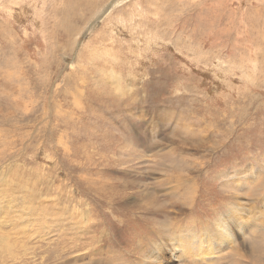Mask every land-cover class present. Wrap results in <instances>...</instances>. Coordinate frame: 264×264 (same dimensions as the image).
Listing matches in <instances>:
<instances>
[{
	"label": "rangeland",
	"instance_id": "1",
	"mask_svg": "<svg viewBox=\"0 0 264 264\" xmlns=\"http://www.w3.org/2000/svg\"><path fill=\"white\" fill-rule=\"evenodd\" d=\"M0 97V264H132L229 203L264 222V0H0Z\"/></svg>",
	"mask_w": 264,
	"mask_h": 264
},
{
	"label": "bare ground",
	"instance_id": "2",
	"mask_svg": "<svg viewBox=\"0 0 264 264\" xmlns=\"http://www.w3.org/2000/svg\"><path fill=\"white\" fill-rule=\"evenodd\" d=\"M5 76L7 77V79L12 78V74L10 73H6ZM3 78H4V75H3ZM1 97H6V96H1ZM7 112L9 113V111ZM27 117H28L27 115L24 116V118H27ZM171 175L174 178L171 177V178L166 179V182L168 185L172 186L173 182H175V184L171 187V189H169L170 192L179 191L181 193V191H184L185 189V190H189V191H186L189 194L191 191L193 192L196 191L195 188L192 190L193 188L192 186L195 185V183H192L191 180H188L187 176L185 177V179H183L184 177L182 178L180 175H178V173L174 171ZM169 176L170 175H168V177ZM235 177L236 176H234L233 178ZM173 179H175V181H173ZM217 179L219 180V175H217ZM242 181L245 182V185H246L245 188L241 189V191L243 192L242 194H244V196L245 194L251 195L250 193H253L259 197L261 196L259 192H256V193L254 192L252 186L248 185V182L246 181L245 178H243ZM224 185L226 187L223 186V190L224 192H226V194H228V190L230 191V193L232 191L236 192L234 188V180L232 178L225 179ZM123 188H125L126 190V187L122 186V189ZM97 189L98 188L95 189L96 192H97ZM262 196H264L263 193H262ZM188 198L192 204V198L190 197ZM3 199L4 198L0 197V203L3 206H9L11 203V199H8L5 201H3ZM224 199L234 200V197L232 196V193H231V194H228L227 197H225ZM236 203H229L228 206H225L224 210L226 212L223 215L220 213H216L215 214L216 218H210L213 223L204 221L203 225H200L198 224L200 220L197 218L189 219L186 226L181 224V221L177 220L176 218L172 219L169 222H165L163 220L158 221L157 223H155L154 230L152 231L151 234H149L150 235L149 237H147V234L139 236L142 238L136 241H132L133 245H130V248L132 249L131 252L128 251V253H126L123 249L124 253L122 254V253L116 252V256L121 259V258H124L125 256H129V254H134L137 257H134V259L131 260L132 264H264L263 262L264 260V222L258 223L260 222L258 221L259 219L257 218L258 214L255 215L256 213H254L252 216L249 212L251 209L245 212L244 207H242L243 203L242 204L238 202ZM191 204L190 206H192ZM24 205H21V206H24ZM15 206L12 207V210L10 211V213H8V215L6 214L4 215L6 216L4 220L9 221L10 218L11 219L15 218L12 224L17 225L20 228L23 226L24 231H26L28 228L26 224L29 221L27 220L26 216L25 218H22L21 222L19 221L20 220L19 217L16 216L17 209H15ZM253 208H256L255 203L253 205ZM191 209H192L191 211L195 210V208L193 209V207ZM4 210L7 212L8 209L4 208ZM40 211L41 210H39L38 212ZM2 212L0 213V215L2 214ZM156 215H159V217H162L164 215V210L161 213L160 211L157 212ZM39 221L43 222V219H40ZM30 222L28 225L31 229L34 226H32ZM57 224H59V222ZM45 226L46 225L44 224H39L40 230L41 231H43V229L46 230L47 228ZM73 228L76 229L75 223L73 224ZM14 229H17V228L15 227ZM31 232L34 233L32 230ZM156 234L158 235L156 236ZM238 239H242L244 244L247 245V248L244 254L239 253V246L237 245ZM228 248L231 249V252L226 256H222V252L227 250ZM123 261H124L123 264H125V260ZM118 264L120 263L118 262Z\"/></svg>",
	"mask_w": 264,
	"mask_h": 264
}]
</instances>
